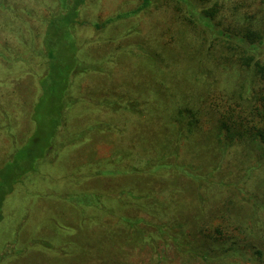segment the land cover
I'll return each instance as SVG.
<instances>
[{
    "label": "trees",
    "instance_id": "obj_1",
    "mask_svg": "<svg viewBox=\"0 0 264 264\" xmlns=\"http://www.w3.org/2000/svg\"><path fill=\"white\" fill-rule=\"evenodd\" d=\"M84 1L59 0V8L44 21L40 47L34 51L43 68L34 72L38 94L31 110L30 133L18 141L8 117L3 120L12 143L0 162V264L15 262L19 255L36 259L48 251L56 263H62L76 249L86 264H107L98 254L110 238L116 240L114 256L119 264H131L130 256L136 251L158 254L160 245L172 249L181 264H261L264 62L258 56L264 48V31L225 28L216 20L218 4L199 11L192 0H178L192 25L202 26L211 38L221 40L223 53L225 49L229 52L222 59L232 67L238 65L236 71L242 78L231 92L217 93L212 67L216 59L220 58L217 66L222 59L211 54L213 43L203 41L185 45L188 67L182 72L193 71L190 78L194 82L190 83L202 86L201 91H171L167 84L186 85L190 79L180 72L170 77L160 73L146 85L150 86L146 87L148 100L130 92L125 98L94 99L78 81L102 69L79 55L72 28ZM152 2L143 0L137 8L95 26L101 29L133 17ZM154 58L157 68L164 65L160 54ZM159 75L166 82L155 81ZM149 100L152 108L147 105ZM88 102L95 104L96 116H102L100 110H104L114 121L77 122L75 111L87 108ZM137 123H142L146 135ZM130 127L134 130L130 144L125 149L116 147L111 157L97 161L96 166L102 168L92 174L126 177L124 186L65 188L55 194L75 213L76 236L64 231L54 213L46 219H31L33 197L41 193L28 185H35L44 166H54L62 152L100 132L108 137L115 133L111 142L116 144ZM195 138L200 142L196 148Z\"/></svg>",
    "mask_w": 264,
    "mask_h": 264
},
{
    "label": "rangeland",
    "instance_id": "obj_2",
    "mask_svg": "<svg viewBox=\"0 0 264 264\" xmlns=\"http://www.w3.org/2000/svg\"><path fill=\"white\" fill-rule=\"evenodd\" d=\"M142 1L85 0L77 9L76 23L72 28L78 41L79 55L86 57L102 69L101 72L89 73L78 81L82 88H85L84 92H90L94 99L101 97L111 98V100L119 99L128 92L147 98L146 92L150 86L146 85L151 83L152 76L160 73L170 77L180 72V76H188L190 79V81L187 80L186 85L167 84L166 87L171 91H174V88L176 90L187 88L188 91L193 92L201 91L202 86L192 84L194 78L192 80L190 77L194 76L193 71L182 73L185 72V67H188L184 61L185 45L190 43V45H199L205 41L207 45L214 44L211 54H215V58L221 56L222 59V54L229 56L226 49L223 53L224 45H221L220 39L211 38L202 26L190 23L185 7L178 3V0H153L150 7L140 14L108 24L101 29L95 26V23L102 24L120 12L137 8ZM192 1L199 11L218 4L220 12L216 20L225 28L264 31V0ZM58 8L59 0H0V162L9 152L12 143L9 133H6L4 129L3 120L8 117L10 130L14 132L18 141H23L33 126L31 110L38 94L34 72H39L40 68H43L39 65L40 59L35 56L34 51L40 47L45 19ZM156 53L165 59L164 65L160 68H157L155 64ZM258 57L264 62V48H260ZM176 60H180L181 64ZM216 60L212 67L214 69L212 75H216L217 78L216 91L219 94L229 93L235 87L236 81L242 78L238 76L240 71H236L238 65L234 64L235 67H232L231 62L223 58L217 66ZM160 75L154 80L159 83L162 80L166 82L165 77ZM86 105H88L87 108L81 106L79 110L77 109L78 114L77 110L75 111V115L78 116L77 122L90 123L97 118L100 121H114L113 117H107L110 114L107 115L104 110H100L102 116H96L94 112L96 108L93 106L95 104L88 102ZM147 105L152 108L150 100ZM117 120L121 122L123 117H118ZM137 127L140 132L142 131L141 134L146 135L147 131L142 123L141 125L137 123ZM133 133L132 127L128 128L124 133L126 137L117 138L116 144L111 142L112 138H116L115 133L109 137L105 132L97 133L86 142L62 152L54 166H44L39 178L34 179L35 185H28L31 190H35L34 192L41 193L33 197L35 214L31 219H38V217L46 219L47 214L54 213V216L60 217L61 220L58 217L54 218L65 228L64 231L67 233L71 231L73 236H76L75 232H78L79 228L74 224L77 220L75 213L65 201L58 199L56 192L65 188L110 190L117 186H124L127 182L126 177L102 175L93 177L92 174L99 168L96 166L97 161L111 157L116 147L125 149L134 138ZM193 142L195 148L200 144L197 138ZM85 164L87 166H84ZM100 166L102 168L101 164ZM243 168H245L244 165H242ZM257 240L258 238L255 242ZM115 241L111 238L106 239L100 247L101 252L98 257L105 260L107 264H119L118 257L114 256ZM74 242L77 244L78 239ZM130 259L131 264H181L172 254V249L164 245H160L158 254L155 251H136ZM232 260L235 261V259ZM8 264H86V260L82 252L76 249L62 263L60 261L56 263V258L48 251L36 259L34 256L28 259L25 255H19L17 261ZM192 264L203 263L195 261ZM261 264H264V261Z\"/></svg>",
    "mask_w": 264,
    "mask_h": 264
}]
</instances>
